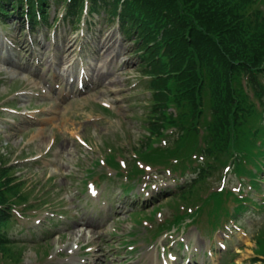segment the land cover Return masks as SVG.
<instances>
[{"label":"rangeland","instance_id":"obj_1","mask_svg":"<svg viewBox=\"0 0 264 264\" xmlns=\"http://www.w3.org/2000/svg\"><path fill=\"white\" fill-rule=\"evenodd\" d=\"M259 3L261 0L256 9L264 16V0L261 6ZM253 7L247 5L244 12L250 13ZM62 13L61 4L51 3L46 22L51 25L52 18L61 20ZM4 17L0 21V162L7 158L11 165L27 166L16 173L26 182L17 192L22 195L16 196V202L21 203L17 210L24 216L16 215L15 223L8 226V236L15 243L0 249L5 254L0 264L18 259H24L21 264H151L154 247L161 241H166L163 245L176 255L175 264H253V253L264 254V240L258 247L254 245V232L264 220V207L245 209L238 216V227L229 233H214L201 219L206 202L222 193L216 198L220 205L217 214L228 213L234 205V192L222 187L201 188L193 196L191 208L184 204L175 208L181 200L168 178L169 185L162 183L164 175L158 173L163 178L152 181L142 192L143 186L135 184L136 173L122 174L127 182L122 183L114 176L115 171L101 162L104 156L114 153L108 161L123 159L131 163L132 158L139 157L138 151L150 150L144 141L148 131L142 126L151 110L147 101L150 93L143 89L146 77L138 67L140 54L134 52L132 41L123 37L116 22L106 19L103 13H92L83 16L76 27L67 20L58 21L49 28L38 26L30 33L18 15ZM66 40L71 41L72 47L64 53ZM97 73L104 75L101 83ZM100 105H106L109 112L100 109ZM169 131L161 130L162 134ZM155 146L182 147L177 156H164L160 169L169 175L172 168H177L173 185L184 186V173L197 164L195 151L199 144H169L159 139L152 143ZM223 152L205 156L224 164L227 156ZM205 169L217 186L216 174L212 177L215 169ZM91 170L95 175L87 178ZM226 178L229 188L238 186L232 173ZM129 183L133 185L130 195L136 194L133 198L126 195L125 187H120ZM91 184L96 197L89 196ZM31 189L33 192L28 193ZM261 190L264 192L263 186ZM235 195L245 198L238 187ZM255 199L258 201V196ZM40 200L45 205L37 207ZM153 203L161 211L158 218L153 216L155 225L152 215L145 216ZM24 207L27 209L20 211ZM62 210L69 212L61 214ZM169 211L173 213L170 218L156 222L168 217ZM143 218L154 230L138 226ZM174 229L186 230L171 235L174 238L163 235L154 241L161 232ZM72 243L78 248L70 252ZM148 246H153L152 252L146 250Z\"/></svg>","mask_w":264,"mask_h":264},{"label":"trees","instance_id":"obj_2","mask_svg":"<svg viewBox=\"0 0 264 264\" xmlns=\"http://www.w3.org/2000/svg\"><path fill=\"white\" fill-rule=\"evenodd\" d=\"M87 1L90 14L103 13L111 22L118 19L124 38L132 41L135 53L141 52L138 67L151 79L144 86L151 92L147 99L151 110L142 124L150 150L139 152V159L163 165L164 156H177L182 147H152V143L166 138L161 130L171 127L178 132L174 142L195 141L194 125L197 118L200 123L205 104L212 113L201 122L207 135L205 155L216 156L220 150L227 157L248 153L254 141L264 139V83L260 81L264 78V18L244 12L256 0ZM51 3L62 5L65 20L79 22L84 0H0V19L26 15L34 31L47 21ZM243 81L259 108L242 92ZM13 169L0 167V249L12 243L5 229L16 196L22 195L17 192L25 184L15 183L19 179L12 176ZM199 178L179 189L181 200L199 187L197 182H203ZM262 240L264 229L255 238L256 247ZM3 250L1 256H5ZM258 255L264 257L263 252Z\"/></svg>","mask_w":264,"mask_h":264},{"label":"bare ground","instance_id":"obj_3","mask_svg":"<svg viewBox=\"0 0 264 264\" xmlns=\"http://www.w3.org/2000/svg\"><path fill=\"white\" fill-rule=\"evenodd\" d=\"M66 44H65V46H64V48H63V52L64 53H67V52H70L71 51V47H72V44H71V41H67L66 40V42H65ZM103 48L104 47H101L100 48V54H103ZM97 76H99L98 78H99V83H101L100 81H101V79H102V76H104V75H99L98 73H97ZM56 77H58V78H60V76L57 74V76ZM61 77H63L62 75H61ZM67 79H69V77L67 78ZM68 81V80H67ZM104 86V85H103Z\"/></svg>","mask_w":264,"mask_h":264}]
</instances>
